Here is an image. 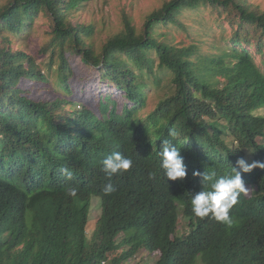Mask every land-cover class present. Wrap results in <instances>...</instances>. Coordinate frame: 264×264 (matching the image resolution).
<instances>
[{
	"label": "trees",
	"instance_id": "obj_1",
	"mask_svg": "<svg viewBox=\"0 0 264 264\" xmlns=\"http://www.w3.org/2000/svg\"><path fill=\"white\" fill-rule=\"evenodd\" d=\"M80 1L0 4V264H147L132 261L140 251L158 255L152 264H264V168L245 173L236 164L264 163V11L243 0H166L139 32L125 19L96 51L85 40L92 28L67 19ZM201 7L225 13L227 49L202 54L195 43L160 39L159 25ZM40 15L50 23L47 73L10 46ZM73 56L98 71L105 92L78 94ZM160 71L171 74L174 92L140 115ZM165 140L184 159L183 180L164 174ZM113 152L133 165L108 178L102 161ZM233 168L248 190L229 212L233 225L195 216L192 196ZM204 173L213 181L202 183ZM93 196L101 213L88 237Z\"/></svg>",
	"mask_w": 264,
	"mask_h": 264
},
{
	"label": "rangeland",
	"instance_id": "obj_2",
	"mask_svg": "<svg viewBox=\"0 0 264 264\" xmlns=\"http://www.w3.org/2000/svg\"><path fill=\"white\" fill-rule=\"evenodd\" d=\"M8 0H0V4H5ZM166 0H81L79 4L67 10V19L73 25L91 27L90 36L85 40L92 44L96 51L100 50L101 45L111 36L124 29L125 19H128L134 28L139 32L142 28L146 16L152 11L160 8ZM252 8L264 11V0H243ZM178 22L159 25L157 32L160 39L178 47H187L191 44L199 46V53H216V48L227 49L229 39L232 36L233 27L225 18V13H219L210 7H201L198 10H186L178 15ZM50 23L44 15H40L31 24L28 31H24L21 36H11L10 46L13 50H23L27 54L35 57L40 67L47 73L49 49L46 54L43 49L51 40ZM165 34V37L162 35ZM250 49V47H248ZM254 53V50H250ZM153 55V54H151ZM258 61V57L255 56ZM73 67L77 74L75 89L82 97L92 93L105 92L106 86L99 80L98 71L92 67L85 66L78 57H71ZM56 58L49 74L50 82H54L56 73ZM160 83L157 86H150L147 92L146 104L141 110L140 115H145L153 110L160 99L174 92L169 72H158ZM109 91V90H108ZM107 92V90H106ZM49 96V94H47ZM84 99V98H82ZM76 109L81 110L83 102L74 99ZM264 115V107L257 111ZM101 213V201L97 196L91 200L89 225L87 236L90 237L96 219ZM187 231L186 221L182 216L179 218L178 234ZM122 238V236H121ZM119 238V240L121 239ZM158 255L140 251L132 259L133 262H146L152 264Z\"/></svg>",
	"mask_w": 264,
	"mask_h": 264
},
{
	"label": "clouds",
	"instance_id": "obj_3",
	"mask_svg": "<svg viewBox=\"0 0 264 264\" xmlns=\"http://www.w3.org/2000/svg\"><path fill=\"white\" fill-rule=\"evenodd\" d=\"M169 135L175 137L177 133L174 130H170ZM161 157V167L167 179L175 181L177 179L183 180L186 177L187 169L180 151L167 140L163 141ZM236 164L245 173H249L257 167L264 168V163L253 161L249 164L243 158L237 160ZM102 165L104 173L108 178H111L113 175L128 171L132 167L133 161L120 152H113L103 159ZM233 169L234 175L221 177L214 182H212L214 173H204L202 175V183L212 182V190L199 191L192 196L191 206L195 216L205 218L211 214L218 222L228 227L233 225V219L229 215V212L238 204L240 195L248 191L245 188L241 173L235 168ZM62 171L65 172L68 178H71L69 170L62 169ZM112 191H114V188L109 183L105 187V192L111 193ZM76 194L77 190L75 188L69 189L68 195L75 197Z\"/></svg>",
	"mask_w": 264,
	"mask_h": 264
}]
</instances>
